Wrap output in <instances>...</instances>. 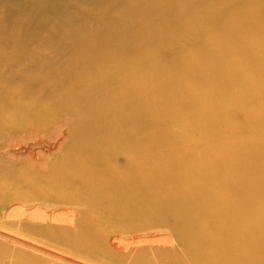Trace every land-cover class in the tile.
<instances>
[{
  "label": "bare ground",
  "instance_id": "6f19581e",
  "mask_svg": "<svg viewBox=\"0 0 264 264\" xmlns=\"http://www.w3.org/2000/svg\"><path fill=\"white\" fill-rule=\"evenodd\" d=\"M71 1L0 0V139L31 147L0 197L81 206L49 233L93 256L164 228L170 264H264V0Z\"/></svg>",
  "mask_w": 264,
  "mask_h": 264
},
{
  "label": "rangeland",
  "instance_id": "374dc122",
  "mask_svg": "<svg viewBox=\"0 0 264 264\" xmlns=\"http://www.w3.org/2000/svg\"><path fill=\"white\" fill-rule=\"evenodd\" d=\"M70 4L76 7L75 11L78 18L81 17L83 12L87 10L90 11V7L83 5L77 0H72ZM94 13L98 16L100 11H94ZM66 21L67 20L64 22ZM74 30H76V28ZM43 42L45 43V39ZM40 54H45L41 55L43 57H52L51 50L49 49L42 51ZM25 68H27V65L23 64L19 66L16 71L18 72ZM42 73L47 74L49 72L42 71ZM52 91V89L48 90L47 93L49 94ZM35 99L36 97L29 101L35 103ZM14 100L17 101L18 98L15 97ZM60 135H58L59 137L54 136V139L52 138L46 141L45 151H47L40 152L46 154H49L50 152L51 154L58 152L57 149L61 147L62 141L66 139L64 133H61ZM24 146L26 147L23 149L22 147ZM52 146H56V149ZM27 147V141H17L16 143H13V149L10 148V150H13H11V154H14V157L10 159V152L7 150L6 144L3 140L0 139L1 189L5 187L8 188L7 181L9 178L6 174V170L20 167L19 163L15 162H23V160H25L27 152L30 150L28 149V151H26ZM16 148V153H13ZM47 148L49 150L52 149L53 151H49ZM116 163L123 165L124 158H117ZM18 192L22 193L23 191L19 190ZM46 204L47 203L40 204L38 201H29L22 196H20V199H17V196L13 195L12 191L0 197V264H17L19 258L26 259L32 263L35 262L36 264H112L111 261L115 262V260L118 261L119 264H133V261L139 257H145L151 261V264H168L173 261L172 249H176L175 239L173 241L174 237L164 228L153 229L150 231L138 230L119 232V230H116V227L108 226L105 232H102L103 229L101 230V233H104L105 237L101 245L102 250L98 252L99 255L97 256L91 255L87 250H80L71 246V244L66 241L64 242L57 238L55 239L49 232L56 231V233L61 232L62 234H72L74 232V228L77 227L79 220L83 217L80 216V209H78L79 207L81 208V206H71L70 204L67 205L62 203H55L47 206ZM27 212H31L32 214L30 215V213L28 214ZM58 212L62 214L59 215ZM28 215H30L31 219L28 217L26 218ZM50 215L53 216L55 220L52 219V217L50 218ZM54 215L57 216L55 217ZM50 219L52 221H50ZM102 228H104V226ZM145 232L151 233V236L147 237L148 239H151V244L149 246H134L130 244L135 240H142L143 237L138 235L145 234ZM160 254H162V256ZM120 260H122V262H120ZM137 264L145 263L141 262Z\"/></svg>",
  "mask_w": 264,
  "mask_h": 264
}]
</instances>
